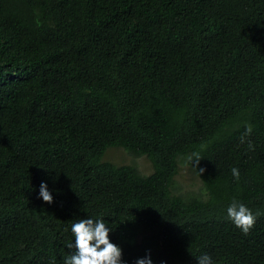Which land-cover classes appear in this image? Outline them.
Segmentation results:
<instances>
[{"label":"trees","instance_id":"obj_1","mask_svg":"<svg viewBox=\"0 0 264 264\" xmlns=\"http://www.w3.org/2000/svg\"><path fill=\"white\" fill-rule=\"evenodd\" d=\"M88 218L121 264H264V0H0V264H65Z\"/></svg>","mask_w":264,"mask_h":264},{"label":"clouds","instance_id":"obj_2","mask_svg":"<svg viewBox=\"0 0 264 264\" xmlns=\"http://www.w3.org/2000/svg\"><path fill=\"white\" fill-rule=\"evenodd\" d=\"M252 132V126L247 125L244 134L241 136V143L244 142V138L250 135ZM251 147V145H249ZM202 157L199 153L194 152L188 157V162L193 165L199 164ZM205 169H199V175L202 174ZM233 177L238 181L240 173L237 168L232 170ZM39 197L46 203H52L53 197L47 188L46 183H41L39 189ZM260 213H253L243 203L233 200V202L227 208V218L234 223L245 235L254 227L257 217ZM109 227L103 222L102 219H80L71 226V232L74 235L75 242L73 245H69L70 248L75 249V252L71 254L66 260L65 264H121L122 250L109 240ZM198 259V264H213L212 258L204 254ZM137 264H152L150 258L139 259Z\"/></svg>","mask_w":264,"mask_h":264},{"label":"rangeland","instance_id":"obj_3","mask_svg":"<svg viewBox=\"0 0 264 264\" xmlns=\"http://www.w3.org/2000/svg\"><path fill=\"white\" fill-rule=\"evenodd\" d=\"M104 158L114 163L120 164V163L130 162L133 156L131 154L126 153L122 148L111 147L106 150ZM134 159L141 171L146 173H149L151 171L150 163L145 157L140 156V157H135ZM200 187H201V183L198 177L191 171L187 162L183 159H180L178 172L174 177L173 190L175 192H180V193H188L191 191L201 192L199 191Z\"/></svg>","mask_w":264,"mask_h":264}]
</instances>
